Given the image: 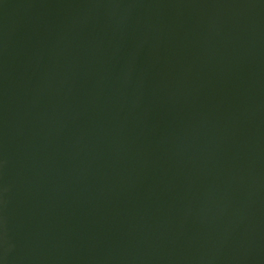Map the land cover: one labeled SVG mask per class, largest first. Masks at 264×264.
Listing matches in <instances>:
<instances>
[{
	"label": "water",
	"instance_id": "1",
	"mask_svg": "<svg viewBox=\"0 0 264 264\" xmlns=\"http://www.w3.org/2000/svg\"><path fill=\"white\" fill-rule=\"evenodd\" d=\"M0 264H264V0H0Z\"/></svg>",
	"mask_w": 264,
	"mask_h": 264
}]
</instances>
